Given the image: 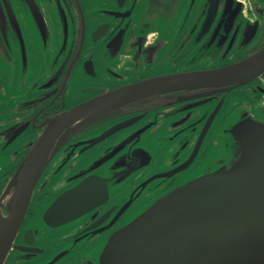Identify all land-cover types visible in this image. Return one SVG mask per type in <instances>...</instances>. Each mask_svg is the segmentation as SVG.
Listing matches in <instances>:
<instances>
[{
	"label": "flooded vegetation",
	"instance_id": "af4514ba",
	"mask_svg": "<svg viewBox=\"0 0 264 264\" xmlns=\"http://www.w3.org/2000/svg\"><path fill=\"white\" fill-rule=\"evenodd\" d=\"M263 46L264 0H0V196L60 114ZM248 118L264 123V71L239 86L159 92L57 130L3 264H96L110 235L154 201L228 166L229 130Z\"/></svg>",
	"mask_w": 264,
	"mask_h": 264
},
{
	"label": "water",
	"instance_id": "95a60500",
	"mask_svg": "<svg viewBox=\"0 0 264 264\" xmlns=\"http://www.w3.org/2000/svg\"><path fill=\"white\" fill-rule=\"evenodd\" d=\"M263 71L264 46L217 70L157 77L104 93L50 120L0 196V264L47 160L51 134L159 92L206 83L239 86ZM229 131L236 147L228 166L194 177L154 201L110 235L96 264H264V123L248 118ZM4 198H9L6 214Z\"/></svg>",
	"mask_w": 264,
	"mask_h": 264
},
{
	"label": "rangeland",
	"instance_id": "374dc122",
	"mask_svg": "<svg viewBox=\"0 0 264 264\" xmlns=\"http://www.w3.org/2000/svg\"><path fill=\"white\" fill-rule=\"evenodd\" d=\"M77 262H74V263H72V264H76Z\"/></svg>",
	"mask_w": 264,
	"mask_h": 264
}]
</instances>
